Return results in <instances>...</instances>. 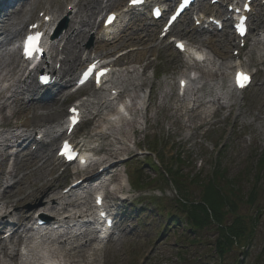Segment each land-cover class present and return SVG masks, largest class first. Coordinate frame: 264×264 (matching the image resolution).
Wrapping results in <instances>:
<instances>
[{"label": "rangeland", "instance_id": "374dc122", "mask_svg": "<svg viewBox=\"0 0 264 264\" xmlns=\"http://www.w3.org/2000/svg\"><path fill=\"white\" fill-rule=\"evenodd\" d=\"M263 1L257 3L263 6ZM61 2L59 0V4ZM205 3L207 5L208 0ZM46 7L55 8L52 4L51 7L46 4L39 6L34 9V17L37 18L38 13ZM210 8L215 10L220 6ZM98 14H95L94 19ZM68 25L69 22L63 32ZM89 40L90 37L86 43ZM93 43L90 47L94 46ZM249 43L240 54V63L253 73V85L244 92L233 93L236 97L231 99L227 90L230 92L231 89L232 69L229 67L233 62L219 61L222 72L228 75L226 84L222 85L217 79L210 89L202 88L200 94L207 99L220 96L224 106L230 105V111L218 110L207 122L196 120L198 127L192 131L182 129L178 119L167 114L168 102L165 101L164 108L159 107L160 93L177 96L178 80L183 72L182 65L176 61L178 55L172 45L168 50L162 48L157 55L147 56L148 60L140 65L128 68L140 74L143 66L148 65L144 76L147 83L138 91V97L141 100L151 88V100H154L148 115V126L144 127L143 120L138 124V149L132 147L130 155H124L121 158L123 160L114 165L119 171L118 179L124 182V192L118 195L120 199L114 195L115 201L111 200L110 203L118 207V214L126 220L125 234L128 239L118 250H114L113 246L104 248L105 264H264V95L260 93L264 89V63L252 53L259 45H254V41ZM227 50L228 56H232L230 47ZM154 69L160 74L159 78L153 76ZM223 86H226L225 89ZM83 93L89 97L91 89H85ZM123 98V104H129L128 98ZM66 105L60 108L65 111ZM207 106L201 107L199 111L207 108L211 112L216 108ZM139 107L143 113L142 107L145 106ZM16 122L6 121V128H11ZM54 127L56 130L60 128L57 124ZM83 129L90 132L92 123L81 125L80 130ZM92 141H96L92 146L109 149L107 141ZM148 149L155 153L148 155ZM52 150L54 152L55 145ZM138 150L142 154H138ZM11 164L12 161H9L8 166ZM62 171L61 166H55L47 177V180L54 182L59 192L73 180L68 178L70 173L65 171L61 174ZM126 174L132 187L125 186ZM213 178L222 189V198L228 202L221 209L223 226L234 224L243 231V240L239 243L237 239L236 245H229L222 255L215 251V245L222 236L216 224L205 223L206 228L191 231L185 211L178 206L183 200L188 203L203 201L206 185ZM135 181L139 185L134 186ZM45 201L46 198H42L26 209L39 208L42 212L40 206ZM167 213L177 218L178 222H169ZM99 264H104L103 258H100Z\"/></svg>", "mask_w": 264, "mask_h": 264}, {"label": "bare ground", "instance_id": "6f19581e", "mask_svg": "<svg viewBox=\"0 0 264 264\" xmlns=\"http://www.w3.org/2000/svg\"><path fill=\"white\" fill-rule=\"evenodd\" d=\"M11 1H0V14L4 11L7 13L8 4ZM121 2L122 0H77L69 4L72 5L71 10L64 9L62 4L56 6L54 9H45V16L50 17L51 24H55L64 15L70 16V22L72 23L65 36L53 38L50 46V57L53 58L54 55L57 57L58 50H54L55 46L53 44L59 38L61 41H64V48L62 50L64 59L58 61L62 65L61 69L58 71L55 66H47L45 60L42 62V68L40 66L37 68H40V70L45 68L44 70H47L48 74L58 78L56 81H59L56 84L55 82L52 83L41 92L42 98H50V100L53 98V102L47 106L31 102L39 91L33 81V71L28 72L27 77H24V73L20 76L21 59L18 58L16 53L7 52L5 47L17 40L22 32L26 31L28 27L27 20L33 15L34 9L43 4H49L50 6L52 0H26L17 12L8 16V23L0 27V36H3L0 39V49H4L0 54V206L1 211H3L0 213V230L5 228L6 225H8V228L15 227L13 229L14 233L8 242L4 241L2 239L3 234H0V264H99L100 258H103L105 264V249L95 245L96 234L90 232L87 226L78 235H73L69 231H63L62 233L59 232L55 238L45 236L41 239L40 244L35 245L31 243L29 233L32 229L28 228L27 224L32 221L35 224L37 220H45L46 216L50 217L48 220L51 223L56 221L52 223L53 225L61 223V225L66 226L72 223L83 222L90 215V197L94 191H86L85 196L82 198L73 195V193L83 189V187L88 188L95 181L99 183L101 175L114 171L109 170L110 164L120 159L122 155L130 154L132 146L137 147L139 145L136 140L139 134V130L136 127L139 119L141 118L146 124L149 122L148 110L150 106L145 108L142 115H140L137 107L139 101L138 91L147 83L144 79V74L139 75L129 71L125 75L119 73L118 78L121 80L118 81L117 85L120 88H125L122 89V91L124 90L123 94H126L129 99V119L121 116L119 112L110 110L109 103L106 100H102L100 96H97L96 92L92 95V101H86L80 105L85 113L91 110L96 111L93 117V119L97 118L95 119L94 136L108 141L110 148H113L115 145L117 148L104 152V156L95 163L93 172L82 174L74 172V181L79 182V184L72 187L66 196L61 195L58 192V187L54 186L53 182L50 179L47 180V177H45L52 173L53 168L50 169V167L54 166L58 159L52 157L46 158V156H42L41 152L43 149H46L48 155L52 154L51 147L62 136V133L53 136L54 132H52L51 135V124H59V121L67 115V112H63L59 107H56L57 103L61 101L64 87L73 80L77 70L89 61L88 56L90 55L84 56L86 51L80 45L79 40L89 30L94 29L95 24L91 21V18L95 12L107 9L114 10L121 6ZM259 10V14L254 17L258 29L264 30V6H261ZM214 12L217 14L219 9H216ZM121 13H127L126 16L130 17V22L133 23V26L141 24L140 14L128 11L126 6ZM48 25L43 24L45 27H48ZM186 26L184 35L188 38L189 43L196 45L197 49L205 46L208 47L213 59L205 57L200 65L195 66L194 69L197 72V76L191 79L189 87L186 88L181 97L160 93L159 107L164 108L166 106L165 101L168 102L170 105L166 107L167 114L176 117L181 123L182 129L187 128L189 131H192L198 127L197 121L207 122L218 110L230 109V105L224 106L220 102V96L207 99L200 92L202 88L210 89L212 83L215 84L214 82L217 79L222 85L226 84L228 75L222 72L220 66L215 69L216 63L214 59L226 62L231 57L227 55L225 42L217 41L218 44H216L212 38L203 40V36L205 35L203 30L190 28L189 24H186ZM125 27L127 28L128 25ZM156 27L157 25L154 26V29H149L147 34L152 33L154 36L157 31ZM140 29L143 30V33H146L145 30L148 28L141 27ZM127 30L123 31V36L119 35L116 39L117 41L121 40L118 44L111 42L108 43L111 45L106 48L103 42H110L109 34L108 31L101 28V32H99V37L97 38V42L100 44L95 49L97 51L95 52V55L98 56L97 59L105 61L110 58L111 50L118 49L116 46H125L128 41H134L135 43H130L134 44V46L149 45V42H151L149 40L150 36L147 34L143 36L136 33L133 37V33H129ZM47 31H49V28L45 32ZM213 34L217 35L216 32ZM225 38H227V33L224 32L222 39ZM229 40L232 44L235 41V37H230ZM155 41L153 40V42ZM258 45L259 47L253 50L252 53H256L261 62L264 63V54L262 53V50L264 51V40ZM109 47H113V49H109ZM192 47L195 49L194 46ZM158 51L157 45L143 47L140 54H132L130 56L131 58L128 59L127 64L141 63L146 59L147 55ZM221 66L225 67L223 64ZM107 67L113 68L114 64H108ZM201 82H203V85L200 89L198 84ZM225 87L223 86L222 88L225 89ZM117 88L120 89L119 87ZM56 89L59 91L58 96L57 94L53 95ZM129 90L131 92L130 95ZM227 92L230 94L231 99H233L232 93ZM260 93L264 95V89L260 90ZM153 100L151 101V105H153ZM174 103L180 104L178 106L181 108H178ZM207 105L211 108L216 106V109L213 112L199 111L201 107H206ZM112 115L117 116L114 121L110 120V116ZM13 118L17 122L10 130H6L5 128L8 126L6 121ZM33 128L43 129L39 132L43 134L44 138H50L51 136V143L40 142V144H37L34 141V137H32L31 131ZM31 145H35L37 150L27 152V148ZM15 148L18 151H16L13 157V161L15 162L14 167H11L7 171L6 162L12 156L11 150ZM100 169L102 174L99 173ZM118 176L116 175L114 179L111 178L110 183L105 186L108 196L122 192ZM9 180L12 181V184H8ZM42 198H46L47 203H44L42 206L44 207L42 208L44 212L39 213L36 220L35 217H32V213H34L33 209L29 211H24V209L32 206L33 202H37ZM13 214H16V218L14 217V219L12 218ZM62 215H64L63 218L60 222H57V218ZM48 220L45 223H48ZM23 234V238L27 242L25 246L26 257L21 258L19 253L12 248L16 247ZM122 239L124 240L123 237L117 239L119 242L118 248L122 246Z\"/></svg>", "mask_w": 264, "mask_h": 264}, {"label": "trees", "instance_id": "16d2710c", "mask_svg": "<svg viewBox=\"0 0 264 264\" xmlns=\"http://www.w3.org/2000/svg\"><path fill=\"white\" fill-rule=\"evenodd\" d=\"M205 201L210 204L211 211L213 213V216L215 218L214 222L217 224L219 229V234L222 233L221 240L218 241L216 248L218 253H222L224 249L233 242V240H236L243 236V231L235 227V225H232L230 227H224L222 224V212L221 208L222 205L226 204L225 200L220 196V193L217 192L215 189H211L206 191V195L204 197ZM228 203V202H227ZM190 211L189 218L191 220L192 226L196 229H201L204 227L205 223H210L208 221L207 217L200 216L201 213L206 216V209L203 207L197 206L193 207L192 205L189 206ZM199 210V211H198ZM200 212V214L196 215V212ZM236 223V222H235Z\"/></svg>", "mask_w": 264, "mask_h": 264}, {"label": "snow or ice", "instance_id": "6c2138e0", "mask_svg": "<svg viewBox=\"0 0 264 264\" xmlns=\"http://www.w3.org/2000/svg\"><path fill=\"white\" fill-rule=\"evenodd\" d=\"M133 2H137V0H133ZM243 28H241V32L243 33ZM36 38H29V43H30V46L34 47V44L32 43ZM248 80V77L241 73V74H238V78H237V82L243 86V84Z\"/></svg>", "mask_w": 264, "mask_h": 264}]
</instances>
